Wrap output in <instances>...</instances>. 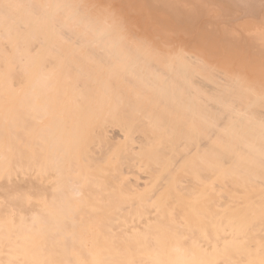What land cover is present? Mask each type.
<instances>
[{
  "label": "bare ground",
  "instance_id": "1",
  "mask_svg": "<svg viewBox=\"0 0 264 264\" xmlns=\"http://www.w3.org/2000/svg\"><path fill=\"white\" fill-rule=\"evenodd\" d=\"M0 264H264V0H0Z\"/></svg>",
  "mask_w": 264,
  "mask_h": 264
},
{
  "label": "rangeland",
  "instance_id": "2",
  "mask_svg": "<svg viewBox=\"0 0 264 264\" xmlns=\"http://www.w3.org/2000/svg\"><path fill=\"white\" fill-rule=\"evenodd\" d=\"M214 9H215V8H214ZM214 9H213V10H214ZM214 11H215V10H214ZM221 13H222V15H220V16L223 17V12L221 11ZM221 13L218 12V14H221ZM218 16H219V15H218ZM215 18H216V19H220L221 17H217V14H216ZM231 18H232V17H231ZM222 20H224V19H222ZM222 20H220L219 22H221ZM242 20H243V19H242ZM242 20H240V21H242ZM243 23H244V21H243ZM243 23H242V24H243ZM242 24L240 23V24L238 25V27L241 26ZM238 27H237V29H238ZM237 29H236V32H237L236 34H237V35L240 34V35L242 36V34H244V33L241 31V30H243L242 27H241V28L239 27L240 31H238L239 29H238V30H237ZM250 29H251V28H248V29L246 30V32H248V30H250ZM239 32H241L242 34L239 33ZM240 35H238V36H240ZM179 36H181V35H179ZM240 54L242 55L241 52L238 53L237 55L240 56Z\"/></svg>",
  "mask_w": 264,
  "mask_h": 264
}]
</instances>
